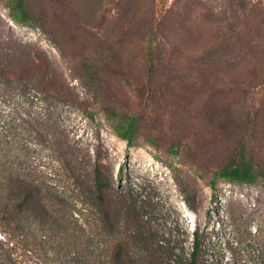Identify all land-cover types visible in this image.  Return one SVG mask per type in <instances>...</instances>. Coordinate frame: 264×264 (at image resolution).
Returning <instances> with one entry per match:
<instances>
[{"label": "rangeland", "instance_id": "1", "mask_svg": "<svg viewBox=\"0 0 264 264\" xmlns=\"http://www.w3.org/2000/svg\"><path fill=\"white\" fill-rule=\"evenodd\" d=\"M24 8L0 0V166L14 161L78 209L99 166L117 236L146 238L160 263L188 255L199 228L205 264H264V0ZM113 107L137 118L134 146ZM241 145L256 181L213 189Z\"/></svg>", "mask_w": 264, "mask_h": 264}, {"label": "trees", "instance_id": "2", "mask_svg": "<svg viewBox=\"0 0 264 264\" xmlns=\"http://www.w3.org/2000/svg\"><path fill=\"white\" fill-rule=\"evenodd\" d=\"M19 7L27 14L24 0H19ZM112 112L116 134L129 147L134 146L137 118L115 107ZM42 123L43 135L50 140L55 131H51L47 114ZM59 155L66 161L60 149ZM218 178L234 183L256 181L255 166L245 145L214 171L213 189ZM111 188L96 166L78 209L65 191L35 178L14 161L4 163L0 166V264H164L158 262L146 238L117 236L121 219L120 212L115 215L109 204ZM135 240L143 243L141 248ZM190 247L188 255L175 259L176 264H205L199 228L191 234Z\"/></svg>", "mask_w": 264, "mask_h": 264}]
</instances>
